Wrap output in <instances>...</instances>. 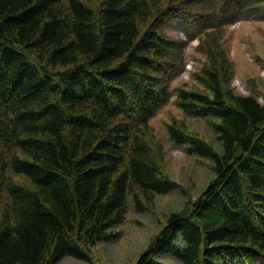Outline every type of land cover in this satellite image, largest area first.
Here are the masks:
<instances>
[{
  "label": "trees",
  "instance_id": "1",
  "mask_svg": "<svg viewBox=\"0 0 264 264\" xmlns=\"http://www.w3.org/2000/svg\"><path fill=\"white\" fill-rule=\"evenodd\" d=\"M94 1L0 0V264L87 261L129 196L141 209L134 190L178 189L146 140L184 63L185 43L165 33L174 22L212 35L205 92H174L185 116L215 120L220 150L167 127L214 178L135 264H264V103L223 87L213 34L247 12L264 19V0Z\"/></svg>",
  "mask_w": 264,
  "mask_h": 264
},
{
  "label": "rangeland",
  "instance_id": "2",
  "mask_svg": "<svg viewBox=\"0 0 264 264\" xmlns=\"http://www.w3.org/2000/svg\"><path fill=\"white\" fill-rule=\"evenodd\" d=\"M98 2L95 0L92 5ZM164 28L171 39L186 42L184 63L180 73L169 82L170 90L186 89L204 93V88L198 82L199 76L214 64L203 53L202 43L211 42L212 35L197 30L190 40L181 24L172 23ZM215 32L213 34L217 35L216 40L221 48L219 63L223 68V87L232 94L250 95L259 103H264V19L248 12L238 21ZM174 100L172 97L149 121L151 131L146 140L159 159L162 174L174 181L178 189L150 198L134 190L142 207H136L132 196L127 198L124 220L111 230L113 236L109 241L89 248L87 261L65 257L55 264H135L164 229L168 217L174 213L188 212L192 203L213 180L211 161L188 154L184 145L172 142L167 127L176 123L188 136L197 137L219 151V142L211 128L215 120L187 117L176 107ZM13 180L25 185L23 178L13 176ZM154 259L178 264L167 255L156 254Z\"/></svg>",
  "mask_w": 264,
  "mask_h": 264
}]
</instances>
